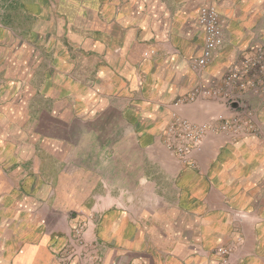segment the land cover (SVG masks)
<instances>
[{
  "label": "crops",
  "instance_id": "crops-1",
  "mask_svg": "<svg viewBox=\"0 0 264 264\" xmlns=\"http://www.w3.org/2000/svg\"><path fill=\"white\" fill-rule=\"evenodd\" d=\"M45 1L0 0L3 25L16 31L8 38L0 26L1 126L16 123L6 110L18 88L4 85L24 78L25 126L45 130L27 132L22 151L8 149V139L3 146L10 167L0 166V264H59L53 251L80 213L95 215L87 238L103 247L101 264H208L206 251L238 236L233 263L264 264V100L242 99L257 135L216 129L241 99L180 101L200 80L222 87L233 64L264 46V0L58 1L64 20L87 14L91 22L49 29L39 22ZM203 4L219 11L224 44L201 78L192 61L204 46L196 21ZM27 44L42 48L29 75L11 63ZM175 116L211 128L187 162L165 145ZM41 140L54 145L36 146ZM71 150L79 159L72 170ZM234 210L242 216L233 219Z\"/></svg>",
  "mask_w": 264,
  "mask_h": 264
},
{
  "label": "rangeland",
  "instance_id": "rangeland-1",
  "mask_svg": "<svg viewBox=\"0 0 264 264\" xmlns=\"http://www.w3.org/2000/svg\"><path fill=\"white\" fill-rule=\"evenodd\" d=\"M34 1H37V0H34ZM38 1L40 3L39 4V6H40L42 4V0H38ZM58 1H64L61 3H66V5H70V3H71V0H46L45 3H47V6L49 8V9H47V11H49V13L48 14H39L40 25L43 24V25H46V27L48 25L49 27H47V29H49V28H52L53 25L56 27L57 24L60 22H64V21L74 22L75 21L74 18L76 19L77 22L82 21V24H89L91 22V16H89L87 14H86L87 16L84 14L81 17L71 15V19L69 16H63L65 18V20H64L56 12L57 8L61 4ZM43 7L45 8V4L43 5ZM99 15L101 16V13H99ZM20 16L21 15H14L12 17V19L14 20V23L22 21ZM6 17L8 19V16H6ZM4 19H5V16H0V26L2 28L4 27V30L6 32V36L8 38L9 37H16L15 36L16 31L14 29H12L9 24L3 25ZM45 32L46 31H44L43 34H45ZM53 32H54V34H52ZM55 32L56 31H52V30H51V32H49L51 36H50V39H48V40H50L51 42H52V38H53L52 35L57 36V34H55ZM40 36L41 35H39L38 37H40ZM44 39H45V37H44ZM24 43L26 44V42H23V44ZM26 47H27L26 50L25 49L21 50L22 55L19 58L23 59V57L27 53L28 56H30V59L28 61H26L24 59V61L21 62L22 59L13 58V59H11L12 60L11 63H12L13 68L14 67L19 68L20 70L24 71L23 73H25V71H27V75H29L28 71H30V70L28 68H30V66L32 65L30 61H32L34 63V66L38 64L37 61L39 60V57H40L39 50L41 53L42 48L41 49L39 48V50H37V47H32L29 44H27ZM5 51L10 56L12 51H16V50L7 49ZM254 51L251 54H249L247 57H245L244 60L246 58H248L249 56H251L254 53ZM151 53H153V51L149 50V51L145 52V55L149 56ZM244 60H242V62H239V64H236V65L241 67L243 65ZM203 72H204V70H203ZM203 72L202 73L196 72V73L199 74V76L202 78ZM28 77H30V76H28ZM1 82L5 83L4 80L3 81L1 80ZM6 83L7 84H5L4 86L11 84V86L16 85V87L18 88V91H16L17 92V94H16L17 100H16L15 105H13L11 107L9 106L10 108L8 107V109L6 110V113H7L6 117H8L9 119H11V118L15 119L16 123L10 124V122H8V123L4 122V126H1V123H0V148H2L0 150V166L4 167V168L5 167L9 168L10 164L6 163L8 161L6 158H4V156L2 154V151L4 149L3 146H5L7 144L6 140L8 139V143H10V144H7L8 149L11 147L10 150H15V148H16V150L19 149L18 151H22L23 148H25V146H27V144L25 143V134L27 132L30 134L31 131H33L34 135H39V134L42 135V133L44 134L45 130H43V127L40 125L41 123L34 126V127H31V126L26 127L25 126L26 125L27 94L24 93L25 92L24 89L26 88V86H28L26 84V79L22 78V79H19V81L18 80H12L9 82L6 81ZM198 84L206 85L201 80ZM198 84H196V85H198ZM207 86H209L211 88L214 87L212 85H207ZM236 93L237 94L234 97L228 98L227 99L228 101H226L225 103L229 105L233 101H237V100L239 101L241 99L238 103L239 107L236 109V112H238V113L234 114V115H229L226 118L221 117L222 121H229L230 122L233 120L232 121L233 126L228 128L227 130H223V131L233 132L234 135H238V134L246 135V134H250V133L257 135V133L259 131H258V128L256 126H253V124H252V113L248 109L247 102L242 100V99L244 98L245 94H251L254 96H258V95L252 94L251 92H249L246 89L236 91ZM259 97H261V96H259ZM218 98L224 99L223 96H219ZM202 99H216V98L205 97ZM262 99L264 100V97ZM1 109H2V106H0V110ZM56 112L57 111H55V114H57ZM38 115H39V113H38ZM39 116H41V115H39ZM178 118H181L184 120L186 119V120L190 121L187 118H184L181 116H175L174 121L167 128V132H166L167 139L165 140V145L169 151L175 153V155L178 157L179 161L187 162L190 154L187 156L186 160H183L182 157L178 154L177 147L173 146L174 144H173V140H172V136H171L172 132L170 131V129L173 126V124H175V122ZM66 119H68V116L66 117ZM70 121H71V125H70L69 129H65L66 134H72V132H73L72 120H70ZM191 122H193V121H191ZM194 123H197V122H194ZM176 126L177 125H175V127ZM54 128H55L54 132H57V130L59 129L57 125H55ZM66 128H68V126ZM34 138L37 139L36 136H34ZM9 140H10V142H9ZM43 143H44V140H41V141H39V144H35V145L36 146L40 145V144L43 145ZM44 144L50 145V146L54 145V144L47 143V142H45ZM54 148L57 149L56 146H54ZM196 148H198V147L193 148L192 151L195 150ZM58 149H59V147H58ZM10 150H9V152H10ZM7 151H8L7 149L4 150V152H7ZM86 152L89 153V150L85 151V153ZM15 153H19V152L16 151ZM89 155H87V157H90ZM74 160H76V163L79 161L78 158L73 159V152L71 150L70 156L67 160V167H69V169H71V170L73 169V166H74ZM89 162H90V160H86L87 164H89ZM71 177L72 176H67V182H66L67 185L70 184V182H71L70 178ZM89 178H90V176L87 175V177L85 178V181H87L86 183H89ZM43 194H44V192H42V194L40 193L38 195L41 196ZM34 200H38V201H36V205L40 204L39 202L41 201V197L38 198V196H35ZM20 205H22V203ZM36 205H35V208H36ZM77 209H76V207H74V209H71V210L74 214H79V211ZM232 216H234L233 219H236V218L241 217L242 213L234 210ZM94 218H95V215H93L92 213H80L78 216H76L75 221H73L70 224V229L67 232V234L65 235L63 243L61 244L60 247L56 248L53 251V253L55 255V259L59 264H101L102 256L100 255V249H102L103 247L101 246V244L97 243L95 239L88 240V238H87V232H88L91 224H93ZM243 241H244V237L238 236L237 239L231 244L219 245L216 248H214L211 252L206 251L204 253V255L208 260V264H234L233 260H232V256H233L236 248L241 246ZM220 249L227 250V253L222 254L220 252Z\"/></svg>",
  "mask_w": 264,
  "mask_h": 264
},
{
  "label": "built area",
  "instance_id": "built-area-1",
  "mask_svg": "<svg viewBox=\"0 0 264 264\" xmlns=\"http://www.w3.org/2000/svg\"><path fill=\"white\" fill-rule=\"evenodd\" d=\"M196 21L204 33V46L201 54L193 59L192 69L202 73L213 60L215 50L224 44V30L221 15L213 4L201 5ZM222 84V87L213 88L204 84L195 85L188 95L181 99V102H194L205 97L218 98L219 96H223L225 101H228V98L237 94L236 91L245 89L263 98L264 46L257 47L254 53L244 60L241 67L233 64L223 77ZM232 121H221L216 129L227 130L233 126ZM209 129L211 128L205 123H194L181 118L176 120L170 131L173 146L177 147L178 154L183 160H186L193 148L201 145ZM220 252L226 254L227 250L220 249Z\"/></svg>",
  "mask_w": 264,
  "mask_h": 264
}]
</instances>
